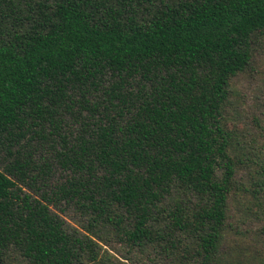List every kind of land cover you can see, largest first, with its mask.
<instances>
[{
    "label": "trees",
    "instance_id": "16d2710c",
    "mask_svg": "<svg viewBox=\"0 0 264 264\" xmlns=\"http://www.w3.org/2000/svg\"><path fill=\"white\" fill-rule=\"evenodd\" d=\"M0 264H264V0H0Z\"/></svg>",
    "mask_w": 264,
    "mask_h": 264
},
{
    "label": "rangeland",
    "instance_id": "374dc122",
    "mask_svg": "<svg viewBox=\"0 0 264 264\" xmlns=\"http://www.w3.org/2000/svg\"><path fill=\"white\" fill-rule=\"evenodd\" d=\"M236 89L239 95L237 111L241 112V120L248 122L250 115L256 113V106L262 98L260 82L254 78H239Z\"/></svg>",
    "mask_w": 264,
    "mask_h": 264
}]
</instances>
